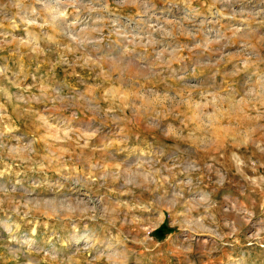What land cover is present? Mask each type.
Returning a JSON list of instances; mask_svg holds the SVG:
<instances>
[{
  "label": "rangeland",
  "instance_id": "obj_1",
  "mask_svg": "<svg viewBox=\"0 0 264 264\" xmlns=\"http://www.w3.org/2000/svg\"><path fill=\"white\" fill-rule=\"evenodd\" d=\"M0 264H264V0H0Z\"/></svg>",
  "mask_w": 264,
  "mask_h": 264
},
{
  "label": "trees",
  "instance_id": "obj_2",
  "mask_svg": "<svg viewBox=\"0 0 264 264\" xmlns=\"http://www.w3.org/2000/svg\"><path fill=\"white\" fill-rule=\"evenodd\" d=\"M164 230H167V227H166V224L165 223L160 228H158L157 230H155L153 232V236L155 238H157V239H163L166 236V234L169 232L167 230V233H163Z\"/></svg>",
  "mask_w": 264,
  "mask_h": 264
}]
</instances>
